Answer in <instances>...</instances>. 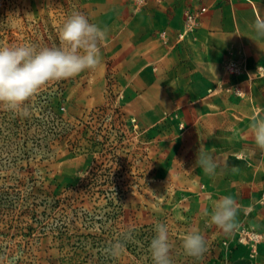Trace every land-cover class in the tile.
<instances>
[{
    "label": "rangeland",
    "instance_id": "374dc122",
    "mask_svg": "<svg viewBox=\"0 0 264 264\" xmlns=\"http://www.w3.org/2000/svg\"><path fill=\"white\" fill-rule=\"evenodd\" d=\"M73 13L96 24L90 0H0V46L59 47ZM112 31L97 69L50 82L26 117L0 108V264H153L157 224L173 264H264V186L237 201L230 234L210 223L214 201L232 196L230 154L214 174L196 166L198 152L214 158L212 138L171 106L139 103L132 39L120 50ZM233 62L227 74L250 77ZM192 229L206 240L199 259L182 246Z\"/></svg>",
    "mask_w": 264,
    "mask_h": 264
},
{
    "label": "crops",
    "instance_id": "0c3cea01",
    "mask_svg": "<svg viewBox=\"0 0 264 264\" xmlns=\"http://www.w3.org/2000/svg\"><path fill=\"white\" fill-rule=\"evenodd\" d=\"M90 2L107 36L118 26L120 50L130 49L132 39L135 87L143 91L139 103L171 106L198 137L212 138L214 159L230 154L233 198L251 201L264 186V150L249 130L254 116L264 117V36L252 27L256 16L264 17V0ZM203 7L196 28L180 37L186 12ZM229 61L244 65L250 77L227 74Z\"/></svg>",
    "mask_w": 264,
    "mask_h": 264
},
{
    "label": "clouds",
    "instance_id": "9594fccd",
    "mask_svg": "<svg viewBox=\"0 0 264 264\" xmlns=\"http://www.w3.org/2000/svg\"><path fill=\"white\" fill-rule=\"evenodd\" d=\"M252 27L264 36V17L256 16ZM108 30L90 23L81 13H73L59 30V47L37 49L30 44L0 46V108L20 116L30 115L29 102L50 82L75 77L85 70H95L101 64V44L107 39ZM249 130L255 144L264 150V117H253ZM196 166L205 173L214 174L219 162L211 155L198 152ZM237 201L230 195L214 201L210 223L230 234L239 210ZM205 215H209L205 210ZM131 239V233L125 240ZM183 249L193 258L199 259L207 251L205 237L198 229H192L183 237ZM172 245L168 228L156 225V235L149 250L153 264H173L170 258ZM124 243L117 241L109 251L118 255Z\"/></svg>",
    "mask_w": 264,
    "mask_h": 264
},
{
    "label": "built area",
    "instance_id": "2783aa9c",
    "mask_svg": "<svg viewBox=\"0 0 264 264\" xmlns=\"http://www.w3.org/2000/svg\"><path fill=\"white\" fill-rule=\"evenodd\" d=\"M145 1V0H143ZM206 8H201L199 10H195V11H188L186 12V23H185V27L183 29V31L181 32L180 36L181 37H185L189 32L193 31L197 24H198V19L201 15L202 12L205 11ZM230 69L231 70H238V66L235 62H233L230 65Z\"/></svg>",
    "mask_w": 264,
    "mask_h": 264
}]
</instances>
